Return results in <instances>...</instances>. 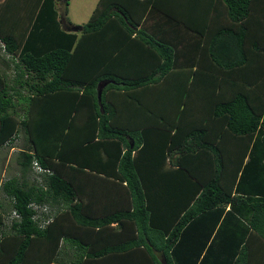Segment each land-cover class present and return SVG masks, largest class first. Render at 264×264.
Returning <instances> with one entry per match:
<instances>
[{
  "label": "trees",
  "instance_id": "1",
  "mask_svg": "<svg viewBox=\"0 0 264 264\" xmlns=\"http://www.w3.org/2000/svg\"><path fill=\"white\" fill-rule=\"evenodd\" d=\"M256 1H0V264H264Z\"/></svg>",
  "mask_w": 264,
  "mask_h": 264
},
{
  "label": "rangeland",
  "instance_id": "2",
  "mask_svg": "<svg viewBox=\"0 0 264 264\" xmlns=\"http://www.w3.org/2000/svg\"><path fill=\"white\" fill-rule=\"evenodd\" d=\"M67 12H66V16L67 18L70 20V22L74 25H81L83 24L89 17V15L92 12V9L95 6V2L94 0H67ZM4 55H2L0 53V59L1 57H3ZM4 60L6 61L5 63L2 62V60H0V70L3 71L8 78H11L13 75V69H12V65L11 63L7 60V56H5ZM10 80V79H9ZM22 142V141H21ZM13 146H17L20 147L21 143L20 140L18 139L17 141H13L12 144ZM10 145H5V147L3 146V148H0V173L3 171L5 176H16L18 174L17 171V166L14 162V155L16 153L15 150H13L11 152V154L7 153V157L5 155V150L8 151L11 147H9ZM15 173H17L16 175H14ZM31 174V173H30ZM34 174V173H33ZM32 174L30 175L31 178ZM1 177L0 180L3 178ZM2 195L0 193V199H1ZM5 205L8 203V200H4ZM46 205V204H45ZM48 212H49V216L53 214L54 209L50 208L49 206H47ZM6 216L10 215L9 211H6ZM8 218L6 217V222H5V227L3 230L8 231V226H9V221Z\"/></svg>",
  "mask_w": 264,
  "mask_h": 264
},
{
  "label": "built area",
  "instance_id": "3",
  "mask_svg": "<svg viewBox=\"0 0 264 264\" xmlns=\"http://www.w3.org/2000/svg\"><path fill=\"white\" fill-rule=\"evenodd\" d=\"M33 169L37 172H48L45 169L40 168L35 162L32 163ZM30 206L32 207V209L34 210V213L32 214V220L38 222V225L43 226L44 224H46L49 221V217L44 218V215L47 214V207L43 206H39L36 205L34 203H31ZM18 215L15 213V211H12L9 215V218H17Z\"/></svg>",
  "mask_w": 264,
  "mask_h": 264
},
{
  "label": "crops",
  "instance_id": "4",
  "mask_svg": "<svg viewBox=\"0 0 264 264\" xmlns=\"http://www.w3.org/2000/svg\"><path fill=\"white\" fill-rule=\"evenodd\" d=\"M1 1V0H0ZM94 1H97V0H94ZM96 3V2H95ZM255 6L257 7L256 8V14L257 15H259L262 11H264V0H257L256 1V4H255ZM67 15V14H66ZM251 33H252V31H251ZM21 133H18L16 136H15V138H14V140L13 141H17L18 139L20 140V143H21ZM12 141V142H13ZM12 144V143H11ZM10 145V144H9ZM4 147H5V145H3ZM3 146H0V148H3ZM9 147H11L8 151H6L5 150V155H6V157H7V153H9V154H11V152L13 151V150H15L16 151V153H17V151L19 150V148L20 147H15V146H13V145H10ZM16 153H15V155H14V162H15V164H16V159H15V156H16ZM16 166H17V164H16ZM17 171H18V169H17ZM17 173H15L14 175H16ZM3 175H4V173H3V171L0 173V178L1 177H3ZM16 176H19V172H18V174L16 175ZM16 176H10V177H16ZM6 178H9V176H5V177H3L1 180H0V184H1V182L4 180V179H6ZM98 202H101V203H104L105 202V199L104 198H102L101 197V195L99 196V199H98Z\"/></svg>",
  "mask_w": 264,
  "mask_h": 264
},
{
  "label": "water",
  "instance_id": "5",
  "mask_svg": "<svg viewBox=\"0 0 264 264\" xmlns=\"http://www.w3.org/2000/svg\"><path fill=\"white\" fill-rule=\"evenodd\" d=\"M98 93H99V91H97V96H98ZM161 264H165L164 260L161 261Z\"/></svg>",
  "mask_w": 264,
  "mask_h": 264
},
{
  "label": "clouds",
  "instance_id": "6",
  "mask_svg": "<svg viewBox=\"0 0 264 264\" xmlns=\"http://www.w3.org/2000/svg\"><path fill=\"white\" fill-rule=\"evenodd\" d=\"M46 207V205H44ZM45 216H48L49 217V212H47V214H45Z\"/></svg>",
  "mask_w": 264,
  "mask_h": 264
}]
</instances>
